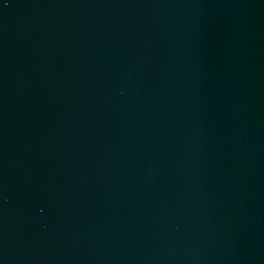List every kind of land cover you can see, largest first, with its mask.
Instances as JSON below:
<instances>
[{
    "label": "water",
    "instance_id": "1",
    "mask_svg": "<svg viewBox=\"0 0 264 264\" xmlns=\"http://www.w3.org/2000/svg\"><path fill=\"white\" fill-rule=\"evenodd\" d=\"M0 264H264V0H0Z\"/></svg>",
    "mask_w": 264,
    "mask_h": 264
}]
</instances>
